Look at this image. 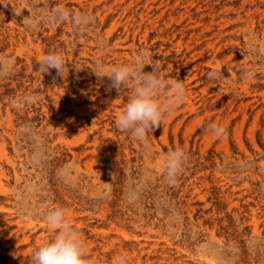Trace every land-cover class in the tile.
I'll list each match as a JSON object with an SVG mask.
<instances>
[{
  "label": "rangeland",
  "instance_id": "1",
  "mask_svg": "<svg viewBox=\"0 0 264 264\" xmlns=\"http://www.w3.org/2000/svg\"><path fill=\"white\" fill-rule=\"evenodd\" d=\"M61 8L89 20L37 17ZM139 52L186 89L143 140L116 125L131 84L99 72ZM56 209L86 264H264V0H0V264H31Z\"/></svg>",
  "mask_w": 264,
  "mask_h": 264
},
{
  "label": "clouds",
  "instance_id": "2",
  "mask_svg": "<svg viewBox=\"0 0 264 264\" xmlns=\"http://www.w3.org/2000/svg\"><path fill=\"white\" fill-rule=\"evenodd\" d=\"M41 21L50 23L71 19L77 26L88 22L89 18L75 15L66 8L49 13L43 9L37 12ZM36 26V20L32 22ZM151 65L147 55L139 52L134 63L117 64L110 67L100 66L99 72L111 80V87L120 91L122 85L131 84V94L116 119L118 128L128 131L137 140H143L154 129L158 128L172 108L186 97V89L181 81L166 83L156 71L145 72V66ZM55 69L57 75L64 77L67 70L65 58L60 53L45 54L39 62L37 71L48 73ZM210 76L215 77L216 73ZM163 93V98H162ZM212 135L223 138L226 129L222 125L210 126ZM187 155L183 148L177 147L161 157L166 179L175 183ZM46 224L54 230L50 239L44 241L32 254L31 264H86L85 242L81 234L69 223L63 209L48 211L45 214Z\"/></svg>",
  "mask_w": 264,
  "mask_h": 264
}]
</instances>
